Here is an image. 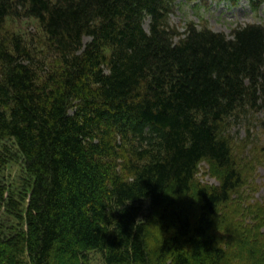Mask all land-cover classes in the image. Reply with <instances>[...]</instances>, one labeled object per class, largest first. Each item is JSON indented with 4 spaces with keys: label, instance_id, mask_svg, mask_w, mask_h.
I'll return each mask as SVG.
<instances>
[{
    "label": "trees",
    "instance_id": "1",
    "mask_svg": "<svg viewBox=\"0 0 264 264\" xmlns=\"http://www.w3.org/2000/svg\"><path fill=\"white\" fill-rule=\"evenodd\" d=\"M177 3L0 0V32L34 18L50 57L0 39V141L24 165L0 186V264H264L230 129L264 108V27L180 33Z\"/></svg>",
    "mask_w": 264,
    "mask_h": 264
},
{
    "label": "rangeland",
    "instance_id": "2",
    "mask_svg": "<svg viewBox=\"0 0 264 264\" xmlns=\"http://www.w3.org/2000/svg\"><path fill=\"white\" fill-rule=\"evenodd\" d=\"M6 32H0V39L18 34L31 47L40 61L50 62L44 47L45 33L34 18L7 19ZM169 23L180 33L188 23L198 27L207 26L215 32L224 33L231 37L235 29L250 24H260L264 27V4L253 8L248 0H241L237 6L229 7L226 1H201L188 3L178 0L174 12L169 17ZM85 41H89L88 38ZM231 131L235 138V155L240 160L241 167L246 169L248 184L244 195L253 202L264 197V108L257 113L247 112V115H238L232 122ZM3 157V158H2ZM0 158L7 160V165L0 168V186L7 192L22 182L24 172L21 156L12 141H0ZM16 160H18L16 162ZM1 162V160H0ZM199 179L204 183H215V178L208 173V166L203 164ZM254 180V182H252ZM238 205L241 202H236ZM145 208L148 202H145ZM5 210L0 208V222L11 224ZM8 220V221H7Z\"/></svg>",
    "mask_w": 264,
    "mask_h": 264
}]
</instances>
